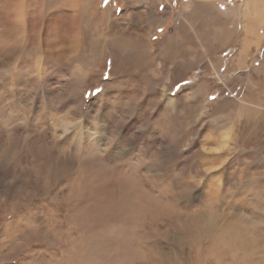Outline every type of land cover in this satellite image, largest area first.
Here are the masks:
<instances>
[{
	"label": "rangeland",
	"instance_id": "1",
	"mask_svg": "<svg viewBox=\"0 0 264 264\" xmlns=\"http://www.w3.org/2000/svg\"><path fill=\"white\" fill-rule=\"evenodd\" d=\"M0 264H264V0H0Z\"/></svg>",
	"mask_w": 264,
	"mask_h": 264
},
{
	"label": "snow or ice",
	"instance_id": "2",
	"mask_svg": "<svg viewBox=\"0 0 264 264\" xmlns=\"http://www.w3.org/2000/svg\"><path fill=\"white\" fill-rule=\"evenodd\" d=\"M106 2H107V0H106ZM161 31H162V29H161ZM115 134H119V129H117V130H115Z\"/></svg>",
	"mask_w": 264,
	"mask_h": 264
},
{
	"label": "bare ground",
	"instance_id": "3",
	"mask_svg": "<svg viewBox=\"0 0 264 264\" xmlns=\"http://www.w3.org/2000/svg\"><path fill=\"white\" fill-rule=\"evenodd\" d=\"M44 6V5H43ZM11 15V14H10ZM10 17V16H9ZM107 19V18H106ZM105 20V19H104ZM137 47H141V44L139 43ZM140 49V48H139ZM243 61V60H242ZM247 66V65H246ZM249 66V65H248ZM236 253V252H235Z\"/></svg>",
	"mask_w": 264,
	"mask_h": 264
}]
</instances>
